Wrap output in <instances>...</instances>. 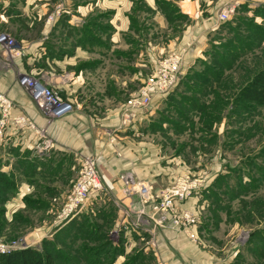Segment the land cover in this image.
<instances>
[{"label":"rangeland","instance_id":"rangeland-1","mask_svg":"<svg viewBox=\"0 0 264 264\" xmlns=\"http://www.w3.org/2000/svg\"><path fill=\"white\" fill-rule=\"evenodd\" d=\"M210 1L208 8L213 7L216 15L238 5L231 21L241 17L257 24L263 23L264 11L261 14L255 12L258 6L264 4V0ZM205 4L200 2V9L207 8V2ZM148 8L145 3H141L139 15L142 31L138 33L140 47L136 46L137 38L136 42H132L130 36L127 40L134 45L128 48L88 49L92 51L94 58L80 59L76 65L66 67L67 71H75L80 76L70 89L71 98L76 102L75 111L79 108L81 111L86 109L89 114L97 117L99 123L114 124L113 121L117 120L114 117L121 115L133 94L145 88L152 75L163 69L164 64L170 60H178L176 56L181 57V63L183 62L182 49L174 51L172 47L176 45L173 44L175 40L178 42L183 37L184 33L177 31V28L186 23V20L172 18V27L162 30ZM166 9L164 6L161 8ZM201 19H195L192 24L195 25ZM235 21L234 26L238 28L240 20ZM222 24L224 23L220 22L215 33L196 31L195 34L199 36L193 44L196 43L200 48L205 46L204 53L188 69L184 71L182 68L183 72L173 87V92L171 90L166 97L154 96L153 101L161 98L163 102L150 122L143 124V128L137 125L143 115L140 110L133 112L135 117L131 123L125 124L119 117V125L114 127L117 128L115 133L110 132V128H102L101 136L104 137L101 138L103 143L100 155L91 154L98 165L97 172L104 187L102 194L106 193L104 198L98 197L90 204L97 202L92 206L96 215L89 213L91 229L96 231V221L102 231L107 227L109 239L121 249L124 245H119L117 241L118 236L123 237L118 234L121 226H116L120 224L117 222L119 215L124 214L126 222L123 225H126V230H135L140 235L137 245L127 256L136 253L141 257L145 255L146 258L143 259L146 261L142 264H264V179L261 178L264 168V105H256L252 110L245 111L235 104L246 82L264 68V42L260 47L248 50L245 57L235 59L230 68L222 70L220 75L223 79L217 84L215 95L209 93V89L205 90L202 80H198L201 84L199 86L192 83V78L197 75L205 74L210 77L207 67L212 66L215 54H223L224 48L217 51L212 49V44L227 43L232 35L231 30L224 28ZM11 35L15 36V48L18 52L20 48L17 34L12 31ZM149 42H152L151 46ZM73 51L61 49L53 55L48 50V55L63 59V55H70ZM148 59L153 61V65H144L148 63ZM36 66L45 71L50 68L45 62L35 63L30 68ZM56 70L61 73V70ZM32 72L30 70L26 73L48 84V88L63 99L68 97L67 91L48 82L51 78L44 75L42 70L35 71L37 74ZM15 86L14 91L17 92L14 97L13 94L10 95L12 99L0 93L10 102H0V169L8 172L21 169L20 142L25 133L29 131L35 139L39 138L32 151L39 156L37 153H43L40 150L45 144L54 143L50 129L58 120L47 116L35 103H31L30 98H27L28 94L25 93L24 96L20 87ZM20 89L24 91L22 87ZM180 94L186 95L189 102L180 99ZM216 95L220 96V105L216 102ZM172 96L176 99L171 100ZM200 98L207 109L213 106L210 113L219 115V119L211 127L202 126L198 116L193 118L195 126L190 122L195 114L196 101L199 102ZM177 99L181 101L177 102ZM193 100L196 101L192 104ZM170 101L182 106V112L176 111L178 107L170 105ZM33 112H38L40 118L31 115ZM108 116L110 119H106ZM168 117L175 119L174 123L179 129L169 127L166 123ZM156 120L164 123L163 129L167 131L153 128L152 124ZM207 120L211 118L206 115L204 121ZM116 135L125 147L122 153H118ZM39 144L44 145L37 149ZM49 149L53 150L54 147ZM106 149L110 153L105 156L107 160L101 162L99 156ZM85 156L78 155L75 161L71 157L64 162L62 169L66 175L61 177L55 176L58 170L52 168L49 176L43 178L40 175L32 182L19 175L14 177L16 183L9 191L10 200L6 205L0 202V240L5 243L19 241L21 245L39 248L43 247L44 239L56 242V237H51V233L60 224V214L71 193L73 181L80 175ZM113 162L119 166L114 167ZM65 163L68 165L65 166ZM114 169L116 174H113ZM108 180L116 188L121 187V192L114 193ZM22 183H29L34 188L27 186L22 189ZM142 185L153 188L150 197L139 193L138 188ZM185 188L192 190L191 194L179 201L176 193ZM124 198L129 202L131 200V203H123ZM193 198L197 199L195 206L188 203L189 200L195 201ZM104 201L108 202L105 209ZM88 206L69 222L62 223L68 225L87 215L85 210L91 209ZM103 211L107 212L105 217L103 214L99 215ZM151 217L156 221L152 222ZM131 219L133 222L142 219L145 222H138L139 228H136ZM164 231H172L173 235H178L171 242L166 240L165 245L172 251L171 256L162 255L159 249V234ZM178 238L182 239L181 244L185 245L186 251L178 248ZM65 247L58 243L56 248L67 257V261L62 264H69V255L74 257L73 251L69 250L73 248ZM165 249L164 247L162 252ZM97 253V250L88 252V256H83L80 262L88 264L87 257L95 260Z\"/></svg>","mask_w":264,"mask_h":264},{"label":"crops","instance_id":"crops-1","mask_svg":"<svg viewBox=\"0 0 264 264\" xmlns=\"http://www.w3.org/2000/svg\"><path fill=\"white\" fill-rule=\"evenodd\" d=\"M162 1L172 4V7L175 9L174 13H171L170 9L161 10L159 4H161ZM200 2H204V5H206L205 2H207V8L200 9ZM141 3H145L149 7L148 9L152 11L151 13H153L154 20L159 23L162 30H167L172 27L171 19L174 17L175 19L186 20V23L181 24L177 28V31L184 33L183 37L178 42L175 40L173 44L176 45L172 47L174 51H180V49H182L181 53L184 54V56H182L184 71L193 65L195 61H198L201 54L204 53L205 46L200 48L197 47L196 43L195 45L193 44L199 36L195 34L196 31L210 34L215 33L219 29V15H216L213 7L208 8L211 4L210 0H0V32L6 31L12 34L13 31L14 34H17L20 48L18 50V55L11 57L0 47V93L12 99L10 95L13 94L14 97L17 92V90L14 91V86L18 85L21 88L19 85V75L23 72L28 73L30 70L31 72L34 71L32 73L42 70L44 75L51 78V82L48 81L49 83L57 85L59 87L57 88L62 91H67L68 97L66 98L72 99V92H70L71 86L78 82L77 79L80 76H78L75 71L72 73L67 71L66 67L76 65L80 59L94 58L92 56V51H88V49L114 50L121 47L128 48L130 45H134L127 40L130 36L132 37L131 39H133L132 42H136L135 38H137L136 46L140 47V43H138V33L142 31L139 15ZM204 14L207 15L206 18ZM95 18H97L96 22L98 23L92 25ZM200 18L202 19L196 21L195 25L192 24L195 19ZM84 33H86L87 36L89 35L90 38L92 34H94L97 40H91L90 43L86 42V44H83L85 39L83 36ZM149 45L151 46L152 42H149ZM61 49H67L70 52L71 50L74 51L70 55L68 53L63 55V59L48 55V50L54 55L55 52L59 53ZM44 62L50 67L48 71L38 66L30 68V66H35V63L40 64ZM147 62L148 63L144 64L145 66H148L149 63L153 65V61L150 59H148ZM56 69L61 70V73H58ZM67 72L68 75H66ZM20 88L19 90L26 96L27 92L25 90L24 92ZM74 91H76V89ZM27 98H30L29 100L34 104L30 96ZM23 100L27 103L24 97ZM162 102L161 98H159L153 101L150 109L142 111L141 114L143 115L137 125L143 128V124L150 122L156 115ZM38 114V112L37 114L33 112L31 115L39 119L40 116ZM118 115L119 114L114 117L117 118V120L113 121L115 122L114 124H103L99 123L96 119L97 117L89 114L86 109L81 111V108H79V110L71 115L58 119L51 125L50 133L55 140L53 143L54 149H51V152L37 153L39 156L34 155L32 151L39 138L35 139L29 131L26 132L20 142L22 153L20 159L24 160L22 163H26V160L32 161L35 158L43 162L52 161L48 165L52 170H58L55 176H64L66 174L62 168L64 167V162H67L69 158L73 157L75 161L78 155H100L101 145L103 143L101 138L104 137L101 136L103 135V133H101V131H103L102 128L107 127V130L110 128V130H112L110 132L117 130V128L114 127L119 125L118 118L120 115ZM106 119H110L109 116L106 117ZM122 131L125 132L126 129ZM115 138L118 143V153H122L125 147H123L122 142H119L118 135H116ZM110 146L112 145L110 144ZM109 153L107 149L103 151V154L99 156V160L101 159V162H104L106 159L105 156ZM113 164L114 167L119 166L118 163L115 164L113 162ZM66 165H68V163H65V166ZM45 169L46 166H44V169L41 166L37 170L35 178L37 179L40 175L43 178L49 176L46 174L44 175ZM114 170L113 174H116V169ZM5 172L14 175V177H18V175L22 176L29 182L34 181V176L25 169V164H23L21 169L17 172ZM107 183L111 186L114 193L121 192V187L116 188L117 186L109 180ZM27 186L31 187L32 185L29 183H22V189H26ZM32 188L34 187L32 186ZM193 199H195V201L189 200L188 203L195 206L197 199ZM128 202L129 200L124 198L123 203L129 204L131 200L129 203ZM96 204L97 202L89 205L91 209L85 210V214L89 216V213H93L95 216L96 210H93L92 206ZM107 204L108 202L104 201L103 209L107 207L105 206ZM80 218L81 217L77 220H80ZM117 222L120 224L116 227L121 226V229H119L120 233L118 234L123 236H118L117 241L119 245L121 244L124 246L121 248L123 253L118 254L113 264H123L127 254L137 245L140 235L136 231L129 232L126 230V225H123V223L126 222L124 214L119 215ZM65 226H67L65 223L57 224L58 228L56 227L51 233V237H54ZM159 235L160 239L158 242L161 254L171 256L172 251L165 243L166 240L170 242L173 241L172 239L178 235H173L172 231H164ZM178 239V248L180 250L182 248V250L184 249L186 251L185 245L181 244L182 239ZM38 241H41V238H38ZM176 242H178V240H176ZM164 247L166 248L165 252H162ZM171 264L179 263L172 262Z\"/></svg>","mask_w":264,"mask_h":264},{"label":"trees","instance_id":"trees-1","mask_svg":"<svg viewBox=\"0 0 264 264\" xmlns=\"http://www.w3.org/2000/svg\"><path fill=\"white\" fill-rule=\"evenodd\" d=\"M162 6H164V9L167 8L166 10L170 9L171 13H174L175 11V9L172 7V4L166 3L165 1H162V3L159 4L160 8H162ZM257 9L258 10H256L255 13L261 14L264 11V4L258 6ZM236 19L240 20V23L238 24V28L234 26ZM236 19L232 21L231 20L226 21L224 22V24H222L224 28L226 29L228 28L232 32V35L228 40V42L223 44L222 42L220 44H215V43L212 44L213 46L212 49H214L215 51L219 50L220 48L221 49L224 48L225 50H222L223 53L222 55H219V53L217 55L215 54L212 59V63H213L212 66L207 67L208 70L207 74L210 77H207L205 76V74H202L192 78V83L198 84V86L201 85L200 83H198V80H202V84H204L205 90L209 89V93H214V95L216 92L214 90L218 86L217 84L221 83L223 79L222 76L220 75V73H222V70L227 69L229 66L231 67V64L235 62L238 57H245L246 52L248 50L256 47H260L262 42H264V20L262 24H257L254 23V21L250 22V20L241 17H237ZM96 21L97 18L94 19L92 25L97 24L98 22ZM237 29H239V31H236ZM244 33H247V35ZM83 36L85 37L83 44H86V42L90 43L91 40L93 41L97 40L94 34H92L91 38L89 35L87 36L86 33H84ZM210 78L211 80H209ZM198 91L199 90H194V92H198ZM206 94L208 95V93H205V95ZM219 97H220L219 95H216V102L217 104L220 105L221 103H218L220 102ZM238 97H239L237 98L238 101L236 100L235 104L238 105L239 109H244L245 111L252 110V108L256 105L257 106L264 105V68L261 71H259L252 79L246 82L240 96ZM173 99L176 98L172 96L171 100ZM180 99L189 102L188 98L184 94H180ZM180 101L181 100L177 99V102ZM195 101L196 100H193L192 104ZM198 101L199 102L196 101L195 114L193 117H191L190 122L195 126L196 122L193 120V118L195 116H198L202 126L211 127L212 123L216 122V120L219 119V115L212 114L209 112L211 111L210 109L213 108V106L207 109V106L204 104V102H202L201 98ZM170 105L178 107L176 111L180 113L182 112L181 110L182 106L172 104L171 101H170ZM216 112L218 113L219 111L216 110ZM206 115L207 117L211 118V120L204 121ZM174 120L175 119L168 117L166 123H168L170 128L179 129L178 125L174 123ZM163 124L162 122H157L156 120L152 124V127L162 131H167L163 129ZM19 162H20V168L22 167L23 164H25V169H27V171H29L34 176V178L36 176L37 170L41 166L43 167V169L44 166H46V169L44 170V175L45 174L48 175L51 172V167L48 165L50 164V162L46 163L43 161H39L37 158L33 159L32 161L26 160V163H22L23 160L20 159ZM262 171L263 172L261 173V178L264 179V168L262 169ZM15 183L16 182L14 180V175L0 169V202L1 203L6 205V203L10 200L11 195H9V191H11V188L15 187ZM25 201L26 203H28L27 198H25ZM106 213H107L106 211H103L99 215L103 214V216L105 217ZM89 219H91L90 216L84 215L80 218V220L76 219L72 221L70 224L65 226L60 232H58L54 236L56 237L55 238L56 242L47 241L44 239L43 247L41 248L28 246L23 249H18L10 253L3 254L0 257V264H62V262L67 261V257L64 256V253L60 252V250H57L56 247L58 243L65 245L66 246L65 249L67 247L72 246L73 249L69 251H73L74 257H71L69 255L68 258L70 262L69 264H79V263L82 264V262H80L82 257L88 256L87 253L92 252L94 250L98 251L97 258L95 260H92L91 257H87L88 262L86 263L113 264L118 254L123 253V250L117 248L116 245L109 239L107 227H105L104 230L102 231V228L100 225L98 226L97 221L94 223V227L97 229L95 232H93L90 226L92 224L90 223ZM144 257L146 258L145 255L141 257V255L138 253L134 254L133 256L128 255L126 261L123 264H142L145 263L146 261L145 259H143Z\"/></svg>","mask_w":264,"mask_h":264},{"label":"built area","instance_id":"built-area-1","mask_svg":"<svg viewBox=\"0 0 264 264\" xmlns=\"http://www.w3.org/2000/svg\"><path fill=\"white\" fill-rule=\"evenodd\" d=\"M237 6H231L227 10L223 11L218 16L219 21L222 23L229 21L235 15ZM15 45L16 40L9 32H0V47L11 57L18 55ZM176 57L178 60H170L164 64L163 69L158 70L155 75H152L150 83L145 88L133 94L132 99L125 105V108L122 110L120 115V118L125 124L131 123L134 120L135 114H133V112L137 110L142 112L150 109L155 95L166 97L173 89L179 80L183 68L181 57ZM19 85L27 92V94H29L34 103L50 118L62 119L71 115L77 109L76 102L72 99H63V97H61L58 93H54L50 88H48V84H45L40 79H37L30 74H22L19 78ZM0 102H8L10 104L7 98L2 94H0ZM134 126L135 125H133V127ZM41 145L44 144H39L37 149H39ZM49 147H53V143L50 145L49 143L45 144L40 151L48 153L45 151H50ZM82 163L83 167L80 175L75 181H73L74 183L71 193L65 202V207L62 213L60 214V223L64 221L69 222L76 215L81 213L84 208L90 205L96 198H103L106 195V193L102 194L104 192V187L97 172L98 165L93 156L86 155L83 158ZM138 189L142 196L144 195L150 197L153 188L147 185H142ZM191 191L192 190H189V188L179 190L176 193L179 201H182L187 195L191 194ZM138 218L141 219L140 217ZM151 220L153 222L156 221L152 217ZM140 221L145 222L143 219L138 220L137 222H133L132 220L133 227L139 228L138 222ZM147 223H149V221ZM191 236L194 237L193 234H191ZM27 246V244L21 245L19 241L5 243L0 240V257L5 253L23 249Z\"/></svg>","mask_w":264,"mask_h":264}]
</instances>
